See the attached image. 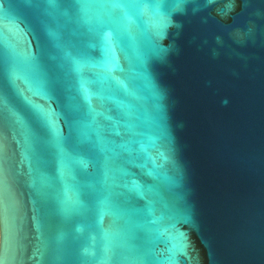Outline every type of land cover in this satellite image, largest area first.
Returning <instances> with one entry per match:
<instances>
[{
  "label": "water",
  "instance_id": "1",
  "mask_svg": "<svg viewBox=\"0 0 264 264\" xmlns=\"http://www.w3.org/2000/svg\"><path fill=\"white\" fill-rule=\"evenodd\" d=\"M0 264H264V0H0Z\"/></svg>",
  "mask_w": 264,
  "mask_h": 264
}]
</instances>
